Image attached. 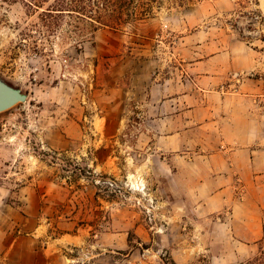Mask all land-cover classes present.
Instances as JSON below:
<instances>
[{
    "label": "rangeland",
    "instance_id": "rangeland-1",
    "mask_svg": "<svg viewBox=\"0 0 264 264\" xmlns=\"http://www.w3.org/2000/svg\"><path fill=\"white\" fill-rule=\"evenodd\" d=\"M31 1L0 0V79L26 96L0 112V264L254 256L264 232L242 250L215 226L229 205L204 215L167 193L187 151L169 137L187 128L190 152H213L217 121L240 102L264 147V0H156L146 20L114 26L44 23L53 0ZM176 96L189 124L166 123Z\"/></svg>",
    "mask_w": 264,
    "mask_h": 264
},
{
    "label": "crops",
    "instance_id": "crops-1",
    "mask_svg": "<svg viewBox=\"0 0 264 264\" xmlns=\"http://www.w3.org/2000/svg\"><path fill=\"white\" fill-rule=\"evenodd\" d=\"M193 95L197 97L194 112L202 107L204 101L201 93L194 91ZM184 100L176 96L168 101L172 111L166 117L170 119L166 121L167 124L190 123L186 119L188 111L184 110ZM168 102L161 101V104L163 106ZM225 104L226 99L219 106L224 114L227 113ZM233 104L229 115L217 121L216 129L220 137L216 139L213 152H190L191 146L197 143L190 139L191 130L187 128L176 130L169 137L176 142V149L187 151L182 157L183 164L178 165L180 167L176 171L173 170L175 187L169 186L167 193L177 200L185 196L194 205L199 204L204 215L219 212L229 205L230 215L216 218L215 226L220 231H229L234 243L243 250V246L258 241L264 232V147L259 140L255 121L242 117L243 107L240 102ZM169 138L165 140L166 143L170 141ZM187 146H190L189 150ZM237 180L241 182L244 191L241 203L234 202L233 192L236 191Z\"/></svg>",
    "mask_w": 264,
    "mask_h": 264
},
{
    "label": "trees",
    "instance_id": "trees-1",
    "mask_svg": "<svg viewBox=\"0 0 264 264\" xmlns=\"http://www.w3.org/2000/svg\"><path fill=\"white\" fill-rule=\"evenodd\" d=\"M48 1L51 0H32L29 6L41 8ZM155 3L156 0H53L44 13V23H53L51 13L74 16L81 23L99 26L142 22L152 15ZM242 264H264V238L259 241L256 254Z\"/></svg>",
    "mask_w": 264,
    "mask_h": 264
},
{
    "label": "water",
    "instance_id": "water-1",
    "mask_svg": "<svg viewBox=\"0 0 264 264\" xmlns=\"http://www.w3.org/2000/svg\"><path fill=\"white\" fill-rule=\"evenodd\" d=\"M26 96L0 79V112L7 111L17 103H24Z\"/></svg>",
    "mask_w": 264,
    "mask_h": 264
},
{
    "label": "built area",
    "instance_id": "built-area-1",
    "mask_svg": "<svg viewBox=\"0 0 264 264\" xmlns=\"http://www.w3.org/2000/svg\"><path fill=\"white\" fill-rule=\"evenodd\" d=\"M238 76H239L238 74H235L233 76V78L235 80H237V82L239 81V77ZM236 191H238L240 193V195L243 194V187H242L241 182L239 180H237V182H236Z\"/></svg>",
    "mask_w": 264,
    "mask_h": 264
}]
</instances>
